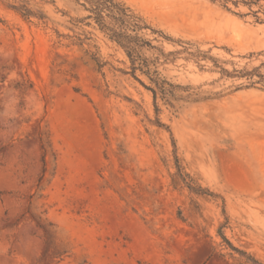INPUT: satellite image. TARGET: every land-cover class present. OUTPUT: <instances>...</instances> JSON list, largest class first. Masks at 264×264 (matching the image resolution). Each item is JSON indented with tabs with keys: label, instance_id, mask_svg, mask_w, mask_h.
<instances>
[{
	"label": "rangeland",
	"instance_id": "obj_1",
	"mask_svg": "<svg viewBox=\"0 0 264 264\" xmlns=\"http://www.w3.org/2000/svg\"><path fill=\"white\" fill-rule=\"evenodd\" d=\"M115 2L0 0V264H264V0Z\"/></svg>",
	"mask_w": 264,
	"mask_h": 264
},
{
	"label": "trees",
	"instance_id": "obj_2",
	"mask_svg": "<svg viewBox=\"0 0 264 264\" xmlns=\"http://www.w3.org/2000/svg\"><path fill=\"white\" fill-rule=\"evenodd\" d=\"M89 3V11L91 12L90 17H93L95 21L103 28L108 29L111 31V38L115 39L119 44L123 45L127 48V54L132 59V52H134L135 46L137 43H135V40H138V36H131L123 31V28L115 29V28H109L105 26L104 24V13L108 14L111 18L119 22L120 25L124 27H132L134 30L138 29L140 26L138 24L139 18L127 13L128 9L123 7L118 2H115V0H86ZM30 12L26 10L23 15H28ZM126 44V45H124ZM135 45V46H134ZM132 63L133 59H132ZM155 93V91L153 90ZM40 143L41 147L44 152V156H46L47 152L49 151V144L47 140H44L42 137H40ZM43 156V157H44ZM223 237V236H222ZM225 239V238H223ZM227 242V240H225ZM230 247L236 251V248L231 246L229 242H227ZM252 261L255 264H258L256 260Z\"/></svg>",
	"mask_w": 264,
	"mask_h": 264
}]
</instances>
